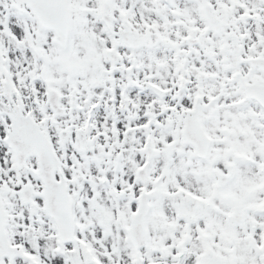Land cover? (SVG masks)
<instances>
[{
  "label": "snow or ice",
  "instance_id": "snow-or-ice-1",
  "mask_svg": "<svg viewBox=\"0 0 264 264\" xmlns=\"http://www.w3.org/2000/svg\"><path fill=\"white\" fill-rule=\"evenodd\" d=\"M0 264H264V0H0Z\"/></svg>",
  "mask_w": 264,
  "mask_h": 264
}]
</instances>
